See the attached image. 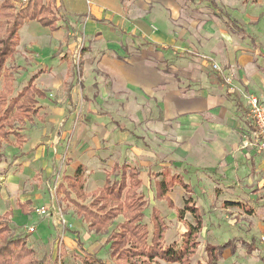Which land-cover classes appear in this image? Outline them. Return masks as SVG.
I'll return each mask as SVG.
<instances>
[{"label": "crops", "instance_id": "1", "mask_svg": "<svg viewBox=\"0 0 264 264\" xmlns=\"http://www.w3.org/2000/svg\"><path fill=\"white\" fill-rule=\"evenodd\" d=\"M186 1L88 0L91 5L85 8L84 0H56L66 21L58 30L48 28L52 36L63 31L55 38L58 46L50 58H60L64 76L60 82L45 84L42 98L47 89L64 90V100L59 102L65 105L63 113L69 114L60 126L66 130H70L67 123L73 114L80 111L124 119V126L112 121L121 135L115 141L128 161L132 154L144 160L160 156L167 160L162 166H170L168 160L178 168L181 161L197 162L209 171L220 168L226 176L235 162L250 160L252 168L245 172V179L236 176V188H242L243 181L242 193L250 196L255 183L264 178V151L256 141L247 96L254 94L264 102L260 60L264 50L257 42L247 41L246 37H253L246 33V22L233 16L245 0H215L239 27L206 10L205 4L199 9L192 0L191 4ZM89 51L93 52L91 58L87 57ZM81 61L82 80L77 82L71 68H79ZM90 77L95 79L93 95L83 83ZM92 99L99 107L93 111L87 107ZM137 140L145 147L137 146ZM199 179L211 183L209 174L199 172ZM216 190L219 195L236 191L223 182L217 183ZM20 212H13V217L28 216Z\"/></svg>", "mask_w": 264, "mask_h": 264}, {"label": "rangeland", "instance_id": "2", "mask_svg": "<svg viewBox=\"0 0 264 264\" xmlns=\"http://www.w3.org/2000/svg\"><path fill=\"white\" fill-rule=\"evenodd\" d=\"M8 1L13 5L10 9L13 13L28 3L24 0H0V5ZM214 1L192 0L195 5H199V9L205 4L206 10L209 9L228 21L227 23H232V17L224 11L225 7ZM44 2L49 3L59 16V25L65 24L66 20L62 19L56 0H44ZM190 2V0L186 1L188 4ZM242 2L243 0L238 3ZM253 2L256 4L252 5ZM84 3L85 8L91 5L88 0H84ZM245 3L238 6L233 16L246 22V33L253 37V39L246 37L247 41H252L253 45L257 42L259 48L264 50V0H245ZM194 13L196 15L195 11ZM73 19L69 18V20ZM12 24V18L0 20V41L8 35ZM19 33L20 43L16 47V52L5 64V67H9L8 72L14 80L11 86L13 92L17 93L22 89L34 74L38 75L37 78L40 76L38 80L36 78L34 84L44 92L42 87L45 84L60 82L64 76L62 68L58 65L60 58H50V54L54 53V48L58 46H55L58 43L55 38L62 36L63 31L52 36L53 32L39 22L27 21ZM32 41H38L40 44L37 42L33 47L29 46ZM92 56L93 52L89 51L87 57ZM260 60L264 66V57L260 56ZM52 67H55L54 73L51 72ZM78 67L71 68V71H75L74 77L77 82L82 80L80 75L83 69L82 61ZM261 70L264 72V67ZM94 81L95 79L90 77L83 82L86 87L90 86L92 95L95 89ZM99 83L102 84L103 81ZM3 88L2 81L0 92ZM47 91L45 98L42 96L37 99L36 107H41L40 113L27 121L24 126H19L23 143L17 142L13 135L10 136L9 140L3 143L4 154L0 162V215L9 210L19 213L18 204L31 199L29 200L32 203L31 214L26 217L15 215L12 217L14 218L12 226L14 234L28 236V243L35 250L36 258L44 264H85L84 257L94 254L108 264H117L111 256L110 246L107 243L108 234L90 230L88 224L78 216L73 204L57 196L56 189L64 176L73 175L77 167L83 165L86 169L85 190L91 193L101 188L108 179H115V174L112 173L114 164L129 163L137 167L143 181L139 191L143 193L147 202L144 222L151 237L155 226L154 211L161 215L165 245L172 242L180 243L192 225H199L193 213L185 210L189 192L182 184H175L161 196L157 184L163 181L160 175L162 171L177 174L183 182L191 186V190L195 187L191 197L195 205L199 204L198 214L201 217V225L197 240L195 239L198 245L189 256V260L180 263L156 257L152 264H204L209 259L208 245L218 247L219 256L216 264H264V178L255 183L250 196L242 193L243 181L239 184L242 188H236L238 186L236 176L244 178L246 171L250 173L252 168L250 160L240 159L238 164L235 162V168L229 170L226 176L221 175L220 168L209 171L197 162L185 164L181 161L178 168L168 160L170 166H162L167 160L164 158L162 160L160 156L158 159L144 160L132 154L128 161L124 159L120 146L115 141L121 135L115 131L117 123L112 121L116 119L119 125L124 126V119L122 121L116 115H107L104 112L80 111L73 114L67 123V128L70 130H66L60 126L64 115L69 114L63 113L62 106L65 105L59 102L64 100V90L47 89ZM87 107L92 111L99 108L94 99L87 104ZM118 128L116 126L117 130ZM135 144L139 147L145 145L138 140ZM148 147L155 149L154 144H148ZM177 171H181L182 174ZM199 172L211 176L209 185L205 183V178L199 179ZM220 182L226 186L233 185L236 195L224 192L220 196L216 190L217 183ZM237 195L239 197H235ZM223 197L242 200L243 203L240 202L242 207H224L226 201ZM40 206L47 208L46 215L37 214L36 208ZM247 206L252 212L246 210ZM31 227L34 228L33 231L30 230ZM245 241L251 243L253 241V246L244 245ZM133 262L130 261V264H141L136 260Z\"/></svg>", "mask_w": 264, "mask_h": 264}, {"label": "trees", "instance_id": "3", "mask_svg": "<svg viewBox=\"0 0 264 264\" xmlns=\"http://www.w3.org/2000/svg\"><path fill=\"white\" fill-rule=\"evenodd\" d=\"M12 3L5 2L0 5V20L12 18L13 24L8 30V35L0 41V82L4 88L0 92V162L3 160L4 141L14 136L17 142L23 143V135L19 126L25 123L41 111L36 107L38 98L44 96V92L34 84L37 74H34L27 84L17 93L13 92V79L9 74V67L5 64L16 52L20 43V29L25 22L37 21L42 26L52 31L58 30L60 18L54 12L49 3L44 0H28L22 9L16 13L10 11ZM232 24L240 26L236 19ZM240 30H243L241 27ZM85 167L79 165L73 175H66L58 185L56 194L67 200L76 208L80 216L90 230L105 232L108 234L107 243L110 246L111 256L117 264H130L136 260L141 264H152L156 257L168 261L186 263L193 254L198 243L197 233L201 225V217L198 207L191 197V186L183 182L178 175L162 171L160 175L163 181H159L158 191L165 195L175 184H182L188 193L185 210L193 213L198 220V226H191L183 236L180 243H163L164 229L161 226V215L154 211L155 226L152 237L149 235L148 226L144 222V210L146 201L139 190L143 185L140 171L129 163H116L112 173L114 180H107L105 184L91 193L85 190ZM90 199V202H88ZM88 200V201H87ZM226 204L240 207L242 203L228 201ZM31 201L19 203L22 213L29 215L32 212ZM242 207V206H241ZM252 212L251 208H246ZM13 211L9 210L0 215V264H44L36 258L35 250L28 243L27 235H16L13 232ZM120 217V218H119ZM254 240V239H253ZM250 247L253 241L244 242ZM209 259L204 264H216L218 261V247L208 245ZM85 264H108L98 255L84 257ZM135 263V262H133Z\"/></svg>", "mask_w": 264, "mask_h": 264}, {"label": "built area", "instance_id": "4", "mask_svg": "<svg viewBox=\"0 0 264 264\" xmlns=\"http://www.w3.org/2000/svg\"><path fill=\"white\" fill-rule=\"evenodd\" d=\"M28 0H24L27 2ZM215 69H218L217 65H214ZM227 83H231V79H226ZM247 108L249 117L254 122L256 127V141L261 151H264V102L256 95L250 94L247 96ZM38 215L43 216L48 213L45 206H40L36 208ZM65 223V221H63ZM31 231L34 230L33 227L30 228Z\"/></svg>", "mask_w": 264, "mask_h": 264}]
</instances>
